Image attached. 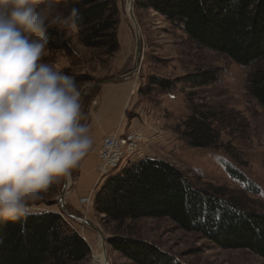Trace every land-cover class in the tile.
Wrapping results in <instances>:
<instances>
[{
  "label": "rangeland",
  "instance_id": "1",
  "mask_svg": "<svg viewBox=\"0 0 264 264\" xmlns=\"http://www.w3.org/2000/svg\"><path fill=\"white\" fill-rule=\"evenodd\" d=\"M112 1L119 18L118 51L112 56L79 45L76 28L51 26L66 33L72 50L45 49L42 61L74 78L85 76L87 81L78 84L84 93L98 83H107L82 100L81 122L89 127L93 143L67 179L62 204L68 216L59 202L63 178L33 204V213L53 211L62 216L88 246V255L79 264H92L93 256L101 252V241L107 264H132L108 245L116 236L148 241L181 264H264V259L249 251L219 248L199 234L184 232L167 218L117 224L97 212L95 198L108 176L100 161L102 141L133 133L140 138L139 149L133 159L124 157L110 174L146 158L159 159L176 167L194 188L211 192L222 189L226 198L264 215V111L252 99L247 84L254 69L200 48L152 10L133 3L131 18L129 0ZM134 25L141 43L138 56ZM198 72L217 73L218 81L203 85L189 82ZM158 80L168 88L158 86ZM194 106L213 116L209 125L218 135V147L188 145L185 124ZM229 170L246 182L234 180Z\"/></svg>",
  "mask_w": 264,
  "mask_h": 264
},
{
  "label": "trees",
  "instance_id": "2",
  "mask_svg": "<svg viewBox=\"0 0 264 264\" xmlns=\"http://www.w3.org/2000/svg\"><path fill=\"white\" fill-rule=\"evenodd\" d=\"M64 15L80 9L77 39L83 48L112 56L118 51V10L112 0H55ZM182 30L200 48L223 54L242 67L253 68L247 84L252 99L264 111V0H134ZM46 49L70 53L66 33L50 27ZM217 73L198 72L189 82L218 81ZM78 84L85 76L75 78ZM210 80V81H209ZM166 90L168 86L156 81ZM185 124L192 148L218 147V135L209 125L213 116L192 107ZM234 180L240 174L229 170ZM222 189L194 188L173 165L146 158L108 174L95 198V207L108 221L122 224L139 218H167L184 232H194L219 248L243 249L264 259V215L226 198ZM44 196V194H43ZM34 203H37L34 202ZM220 216L221 219H217ZM108 245L132 264H181L155 245L132 237H113ZM87 244L59 213H32L17 221L0 219V264H79Z\"/></svg>",
  "mask_w": 264,
  "mask_h": 264
},
{
  "label": "clouds",
  "instance_id": "3",
  "mask_svg": "<svg viewBox=\"0 0 264 264\" xmlns=\"http://www.w3.org/2000/svg\"><path fill=\"white\" fill-rule=\"evenodd\" d=\"M80 9L58 12L55 0H0V219L34 211L53 183L92 147L82 123L76 79L42 61L53 25L76 28ZM92 264H107L101 252Z\"/></svg>",
  "mask_w": 264,
  "mask_h": 264
},
{
  "label": "built area",
  "instance_id": "4",
  "mask_svg": "<svg viewBox=\"0 0 264 264\" xmlns=\"http://www.w3.org/2000/svg\"><path fill=\"white\" fill-rule=\"evenodd\" d=\"M139 142L140 138L133 133L126 137L108 136L103 139L100 147V161L107 168L106 176L110 171L118 168L124 157L128 160L133 159L139 149Z\"/></svg>",
  "mask_w": 264,
  "mask_h": 264
},
{
  "label": "water",
  "instance_id": "5",
  "mask_svg": "<svg viewBox=\"0 0 264 264\" xmlns=\"http://www.w3.org/2000/svg\"><path fill=\"white\" fill-rule=\"evenodd\" d=\"M133 3H134V0H129V2H128V4H129L128 12H129L131 18H132V6H133ZM134 26H135V25H134ZM135 30H136V55L138 56V54L140 53V49H141V43H140L139 33H138V30H137L136 26H135ZM103 83H107V81H106V82H102V83H98V84H96V85L90 87V88L85 92V94L83 95L82 100L85 98V96H86L90 91H92L94 88L100 86V85L103 84ZM67 187H68V180L66 179V180H65V183H64V186H63V189H62L61 194H60V198H59L60 207H61L62 211H63L66 215H67V213H66L65 209L63 208V204H62V203H63V195L65 194V190L67 189ZM44 212H46V211H44ZM67 216H68V215H67ZM71 218L73 219L74 217H71ZM103 245H104V242H103Z\"/></svg>",
  "mask_w": 264,
  "mask_h": 264
},
{
  "label": "snow or ice",
  "instance_id": "6",
  "mask_svg": "<svg viewBox=\"0 0 264 264\" xmlns=\"http://www.w3.org/2000/svg\"><path fill=\"white\" fill-rule=\"evenodd\" d=\"M217 219L219 220V219H221V217H220V216H218V217H217Z\"/></svg>",
  "mask_w": 264,
  "mask_h": 264
},
{
  "label": "bare ground",
  "instance_id": "7",
  "mask_svg": "<svg viewBox=\"0 0 264 264\" xmlns=\"http://www.w3.org/2000/svg\"><path fill=\"white\" fill-rule=\"evenodd\" d=\"M128 7H129V4H128Z\"/></svg>",
  "mask_w": 264,
  "mask_h": 264
}]
</instances>
